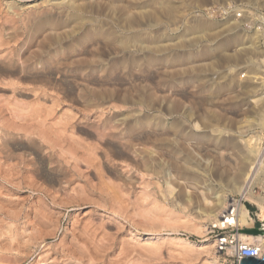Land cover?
Returning a JSON list of instances; mask_svg holds the SVG:
<instances>
[{"label":"rangeland","instance_id":"obj_1","mask_svg":"<svg viewBox=\"0 0 264 264\" xmlns=\"http://www.w3.org/2000/svg\"><path fill=\"white\" fill-rule=\"evenodd\" d=\"M233 5L238 11L250 8L253 15L236 17L227 11ZM97 38L106 39L102 47L94 46ZM263 58L264 0H0V149L11 142V150H0V264H92L103 244H110L103 253L105 264H206L209 255L199 245L214 237L195 233L189 224L198 221L211 228L210 221L200 222L196 215L219 192L242 201L254 213V226L262 227L256 214L259 203L264 204V127L258 124L264 102ZM124 114L141 119L133 124L114 119ZM67 119L76 130L66 126ZM29 123L37 134L32 135V126L28 131ZM147 129L153 133L147 136ZM251 136L260 140L250 143L257 151L238 182L242 191L231 189L227 177L248 150L241 140ZM12 144H23L20 154L12 153ZM41 161L49 163L47 169ZM196 184L204 193L193 192ZM155 234L182 237L195 246L190 253L170 240H147ZM214 248L210 253L220 263L238 264Z\"/></svg>","mask_w":264,"mask_h":264},{"label":"bare ground","instance_id":"obj_2","mask_svg":"<svg viewBox=\"0 0 264 264\" xmlns=\"http://www.w3.org/2000/svg\"><path fill=\"white\" fill-rule=\"evenodd\" d=\"M80 1V0H79ZM93 2V1H92ZM41 3V2H40ZM39 4V3H38ZM78 4H79V2H78ZM86 4V3H85ZM81 5V4H80ZM116 6V5H115ZM91 9V8H90ZM109 10V9H108ZM40 12V11H39ZM44 12V11H43ZM115 12V11H114ZM139 12V11H138ZM143 12V11H142ZM39 16V15H38ZM42 16V15H41ZM174 16V15H173ZM36 17V16H35ZM45 17H46V15H45ZM44 17V18H45ZM24 18V17H23ZM37 18V17H36ZM48 18V17H47ZM35 19V18H34ZM60 20V19H59ZM176 21V20H175ZM28 22V21H27ZM33 22V21H32ZM29 23V22H28ZM73 23V22H72ZM80 23V22H79ZM30 24H31V22H30ZM35 24V23H34ZM107 25V24H106ZM60 27V26H59ZM220 28V27H219ZM218 29V28H217ZM221 30H223L222 28H220ZM45 30V29H44ZM54 30V29H53ZM231 30H232V28H231ZM71 31V30H70ZM211 31H213V30H211ZM219 31V30H218ZM217 31V32H218ZM224 31V30H223ZM227 31H229V30H227L226 29V32ZM47 32V31H46ZM52 32V31H51ZM50 32V33H51ZM222 32V31H221ZM220 32V33H221ZM11 33V32H10ZM87 33V32H86ZM215 33V32H214ZM213 33V34H214ZM48 34V33H47ZM52 34H53V32H52ZM60 34V33H59ZM67 34V33H66ZM72 34V33H71ZM2 35V34H1ZM7 35V33L5 34V36ZM45 35V34H44ZM114 35V34H113ZM215 35V34H214ZM223 35H224V33H223ZM10 36H11V34H10ZM34 36H36V34L34 35ZM47 37H51V35H46ZM55 36H56V34H55ZM63 36V35H62ZM61 36V37H62ZM221 36V35H220ZM7 37V36H6ZM12 37V36H11ZM41 37V36H40ZM54 37V36H53ZM222 37V36H221ZM8 38V37H7ZM14 38V37H13ZM35 38H37V37H35ZM63 38H65V37H63ZM5 39V38H4ZM11 39V38H10ZM60 39V38H59ZM68 39V38H67ZM7 40V39H6ZM5 40V41H6ZM39 40V39H38ZM37 39H36V41H38ZM106 40V39H105ZM105 40H103L102 38H97L96 39V43H94V46H96V44L97 45H99V46H101L102 47V44L101 43H104V41ZM46 41V40H45ZM53 41H55L54 39H53ZM41 42V41H40ZM44 42V41H43ZM3 43V42H2ZM8 43H9V41H8ZM8 43H6V44H8ZM36 43V42H35ZM37 43H39V41L37 42ZM42 43V42H41ZM74 44V43H73ZM101 44V45H100ZM118 44V43H117ZM122 44V43H121ZM134 44V43H133ZM161 44V43H160ZM37 45V44H36ZM51 45V44H50ZM91 45V44H90ZM93 45V44H92ZM105 46H106V44H104ZM125 45V44H124ZM33 46V45H32ZM76 46H77V44H76ZM87 46V45H86ZM98 46V47H99ZM113 46V45H112ZM36 47H38V46H36ZM35 47V48H36ZM51 47V46H50ZM81 47V46H80ZM97 47V46H96ZM96 47H94V49H97ZM104 47V46H103ZM107 47V46H106ZM110 47V46H109ZM122 47V46H121ZM121 47L119 48V50L121 49ZM32 49V48H31ZM31 49H29L30 51H31ZM34 49V48H33ZM37 49V48H36ZM38 49H40V48H38ZM37 49V50H38ZM48 49V48H47ZM46 49V50H47ZM78 49V48H77ZM80 49H82V47L80 48ZM85 49V48H84ZM28 50V51H29ZM223 50V49H222ZM29 51V52H30ZM40 51V50H39ZM42 51V50H41ZM82 51V50H81ZM151 51V50H150ZM45 52V51H44ZM43 52V54H45ZM73 52V51H72ZM83 52H84V50H83ZM88 52H89V50H88ZM26 53V52H25ZM31 55H33L34 54V51L32 52L31 51ZM36 53V52H35ZM39 53V52H38ZM82 53V52H81ZM80 53V54H81ZM162 53V52H161ZM29 54V53H28ZM40 55H43V54H41V53H39ZM89 54V53H88ZM113 54V53H112ZM15 55V54H14ZM19 54H17V56H18ZM49 55V54H48ZM79 55V54H78ZM5 56V55H4ZM3 56V57H4ZM7 56H8V54H7ZM11 56V55H10ZM28 56V55H27ZM26 56V57H27ZM34 56H36V55H34ZM58 56V55H57ZM75 56H77V55H75ZM82 56V55H81ZM80 56V57H81ZM84 56H85V54H84ZM92 56V55H91ZM95 56V55H94ZM19 57H20V55L18 56V57H15V59H17L18 58V60H19ZM39 57V56H38ZM61 57V56H60ZM70 57H71V55H70ZM78 57V56H77ZM122 57V56H121ZM5 58V57H4ZM34 58H36V57H34ZM43 58V57H42ZM54 58V57H53ZM58 58V57H57ZM68 58V57H67ZM81 58H83L82 60H85L84 59V57H81ZM87 58V57H86ZM90 58V57H89ZM89 58H87V60L86 61H88L89 60ZM92 59H93V56L91 57ZM128 58V57H127ZM11 59H12V57H11ZM21 60H22V58H20ZM25 59H29L28 57L27 58H25ZM75 59H77V58H74V60ZM79 59V58H78ZM95 59H97L96 57H95ZM94 59V60H95ZM10 60V59H9ZM24 60V59H23ZM66 60H70V58L69 59H66ZM82 60H81V62H82ZM99 60V59H98ZM263 62H264V58L263 59H261ZM261 60H259V61H261ZM3 61V60H2ZM7 61H8V59L6 60V63H7ZM14 61V60H13ZM13 61H11V62H13ZM29 61V60H28ZM32 61H33V59H32ZM32 61H29V62H32ZM71 61V60H70ZM73 61V60H72ZM70 62L69 64H71V65H74L73 63L74 62ZM18 62V61H17ZM36 62V61H35ZM50 62V61H49ZM56 62V61H55ZM61 62H62V60H61ZM64 62V61H63ZM263 62H261V63H263ZM16 63V62H15ZM21 63V62H20ZM23 63V62H22ZM25 63V62H24ZM41 63V62H40ZM45 63V62H44ZM50 63H52V62H50ZM67 63V62H66ZM76 63V62H75ZM88 63V62H87ZM12 64V63H11ZM27 64V63H26ZM46 64V63H45ZM55 64V63H54ZM78 64H80V63H78ZM98 64V63H97ZM245 64V63H244ZM9 65H10V63H9ZM20 65V64H19ZM18 65V66H19ZM37 65V64H36ZM38 65H40L39 64V61H38ZM61 65V64H60ZM71 65L69 66V67H71ZM82 65H84V64H82ZM92 65V64H91ZM1 66H2V64H1ZM21 66V65H20ZM34 66V65H33ZM41 66V65H40ZM64 66H67V65H64ZM75 66V65H74ZM3 67H5V65L3 66ZM8 67V66H7ZM11 67V66H10ZM16 66L14 65V68H15ZM58 67V66H57ZM56 67V68H57ZM73 67V66H72ZM9 68V67H8ZM17 69H18V67H16ZM20 68V67H19ZM61 68V67H60ZM100 68V67H99ZM0 69H2V68H0ZM39 69V68H38ZM52 69V68H51ZM121 69V68H120ZM20 70V69H19ZM19 70H16V71H19ZM22 70V69H21ZM56 70V69H55ZM13 71H14V69H13ZM38 71V70H37ZM37 71H34V72H36L37 73ZM41 71V70H40ZM51 71H53V70H51ZM50 71V72H51ZM66 71V70H65ZM86 71V70H85ZM33 72V71H32ZM31 72V73H32ZM55 72V71H54ZM118 72V71H117ZM23 73V72H22ZM28 73V72H27ZM45 73V72H44ZM58 73V72H57ZM102 73V72H101ZM25 74V73H24ZM33 74V73H32ZM38 74V73H37ZM79 74V73H78ZM96 74V73H95ZM98 74V73H97ZM252 74V73H251ZM2 75H3V73H2ZM5 75V74H4ZM11 75H12V73H11ZM16 75V74H15ZM18 75H19V73H18ZM28 75V74H27ZM82 75V74H81ZM117 75V74H116ZM19 76H21V75H19ZM30 76H32V75H30ZM47 76V75H46ZM50 76V75H49ZM48 76V77H49ZM79 76H80V74H79ZM94 76V75H93ZM26 76H24L23 78H25ZM32 77H34V76H32ZM47 77V78H48ZM76 77V76H75ZM27 78V77H26ZM29 78V77H28ZM35 78H36V76H35ZM34 78V79H35ZM38 78V77H37ZM43 78V77H42ZM78 78V77H77ZM83 78V77H82ZM101 77H99V79H100ZM19 79V78H18ZM21 79V78H20ZM34 79H32L31 78V80H34ZM44 79V78H43ZM84 79V78H83ZM95 79V78H94ZM45 80V79H44ZM68 80V79H67ZM91 80V79H90ZM102 80V79H101ZM104 81V80H103ZM5 82V81H4ZM86 82V81H85ZM17 83V82H16ZM18 83H19V81H18ZM93 83V82H92ZM262 83H264V80L262 79L261 80V84H260V87H261V85H262V88H260L261 90H262V92L261 93H264V84H262ZM14 84H15V82H14ZM39 84V83H38ZM99 84V83H98ZM16 85V84H15ZM87 85V84H86ZM19 87H20V85H18ZM19 87H17V88H19ZM24 87V86H23ZM97 87V86H96ZM21 88V87H20ZM37 88V87H36ZM95 89V88H94ZM99 89H100V87H99ZM14 90H16L15 88H14ZM17 91H18V89H17ZM37 91V90H36ZM81 92V91H80ZM15 93H16V91H15ZM75 93H77V92H75ZM104 93V92H103ZM81 94V93H80ZM79 96V95H78ZM77 96V97H78ZM47 98V97H46ZM79 98V97H78ZM262 98L264 99V95H262ZM50 100V99H49ZM79 100H81L80 98H79ZM56 101V100H55ZM25 102V101H24ZM81 102H82V100H81ZM21 103V102H20ZM36 103V102H35ZM22 104V103H21ZM34 104V103H33ZM10 105V104H9ZM14 106V105H13ZM34 106V105H33ZM36 106V105H35ZM261 106V105H260ZM28 107H30V106H27L26 107V109H29ZM20 108V107H19ZM25 109V108H24ZM26 109H25V111H26ZM41 109V108H40ZM43 109V108H42ZM48 109V108H47ZM13 110V109H12ZM45 110V109H44ZM9 111V110H8ZM20 111H21V109H20ZM29 111V110H28ZM27 111V112H28ZM35 111V110H34ZM68 111V110H67ZM22 112V111H21ZM30 112V111H29ZM39 112V111H38ZM43 113V112H42ZM22 114H23V112H22ZM26 114V113H25ZM25 114H23V115H25ZM91 114V113H90ZM62 115V114H61ZM64 115V114H63ZM15 116V115H14ZM21 116V115H20ZM20 116H18V117H20ZM72 116V115H71ZM74 116V115H73ZM38 117V116H37ZM39 117H40V115H39ZM60 117V116H59ZM104 117V116H103ZM32 118V117H31ZM62 118V117H61ZM70 118V117H69ZM68 118V119H69ZM87 118V117H86ZM110 118V117H109ZM114 118V117H113ZM259 118V117H258ZM19 119H21V117L19 118ZM49 119V118H48ZM47 119V120H48ZM66 120L65 121V123H66V126L68 125V127H70L69 126V124H70V121L69 120ZM76 119V118H75ZM81 119V118H80ZM116 121L118 120V121H121V122H123V123H125V122H128V121H130L131 123L132 122H139L140 121V116L139 115H135V114H133V116H130V117H128V116H125V114H124V116L122 115L121 117H119L118 119L117 118H114ZM114 119H111V120H113L114 121ZM39 120V119H38ZM46 120V121H47ZM62 120V119H61ZM101 121V120H100ZM105 121V120H104ZM145 121V120H144ZM147 121V120H146ZM145 121V122H146ZM29 122V121H28ZM73 122V121H72ZM148 122V121H147ZM101 123V122H100ZM103 123H105V122H103ZM116 123V122H115ZM149 123V122H148ZM15 124H16V122H15ZM30 124V123H29ZM28 124V125H29ZM38 124V123H37ZM47 124V123H46ZM53 124V123H52ZM60 124V123H59ZM64 123L62 122L61 123V125H63ZM75 124V123H74ZM74 124H71V125H74ZM111 124V123H110ZM113 124H114V122H113ZM113 124H111V126L113 127L114 125ZM133 124V123H132ZM258 124L263 128L264 127V102H263V106H262V114H261V118H260V121L258 122ZM24 125H26V124H24ZM28 125L27 126H25V127H22V129L23 128H26V127H28ZM34 125V127H35V124H33ZM42 125V124H41ZM106 124H104V126H105ZM120 125V124H119ZM118 125V126H119ZM123 125V124H122ZM204 125H206V124H204ZM23 126V125H22ZM32 125L30 124V126L27 128V129H29L28 131L29 132H32L31 130H30V127H31ZM77 126V125H76ZM76 126H74V127H76ZM108 126H109V124H108ZM108 126H105V128L106 129H108L107 127ZM121 126V125H120ZM21 127V126H20ZM19 127V124H18V128H20ZM39 127V126H38ZM73 127V126H72ZM72 127H70L71 128V130H72ZM73 127V128H74ZM82 127V126H81ZM91 127V126H90ZM99 127H100V125H99ZM114 127H116V126H114ZM9 128V127H8ZM36 128H37V126H36ZM61 128V127H60ZM64 128V130H66L65 129V127H63ZM89 128V127H88ZM118 128V127H117ZM117 128H116V130H117ZM145 128V127H144ZM148 128V127H147ZM5 129V128H4ZM27 129H26V131H27ZM38 129V128H37ZM75 129V128H74ZM99 129V128H98ZM1 130V129H0ZM8 130V129H7ZM7 130H4V131H7ZM20 130H21V128H20ZM32 130H33V126H32ZM43 130V129H42ZM69 130V129H68ZM76 130V129H75ZM102 130V129H101ZM100 130V131H101ZM114 130V129H113ZM138 130V129H137ZM142 131H143V129H141ZM22 131V130H21ZM27 131V132H28ZM34 132L32 133V135H34V133H36L37 134V132L35 131V130H33ZM41 131V130H40ZM45 131V130H44ZM44 131H42V132H40V134L41 133H44ZM53 131V130H52ZM67 131V130H66ZM74 131V130H73ZM108 131V130H107ZM120 131V130H119ZM124 131V130H123ZM139 131V130H138ZM153 131V130H152ZM151 131V132H152ZM155 131H157V130H155ZM1 132V131H0ZM24 132H25V130H24ZM27 132H25V133H27ZM67 132H69V131H67ZM103 132V131H102ZM110 132V131H109ZM112 132V131H111ZM116 132V131H115ZM150 132V130L149 129H147L146 130V132L144 133V134H146L147 136L149 135V133H151ZM158 132V131H157ZM163 132V131H162ZM46 133V132H45ZM49 133V132H48ZM69 133H71V132H69ZM74 133H75V131H74ZM91 133V132H90ZM99 133V132H98ZM101 133V132H100ZM104 133H106V132H104ZM103 133V134H104ZM153 133V132H152ZM155 134H156V132H154ZM159 133H160V131H159ZM172 133V132H171ZM5 134V133H4ZM12 133L10 132V135H11ZM47 134V133H46ZM46 134H44V135H46ZM72 134V133H71ZM142 134H143V132H142ZM162 134V133H161ZM163 134H164V132H163ZM166 134H168V133H166ZM174 134V133H173ZM183 134V133H182ZM7 135H9V134H7ZM9 135V136H10ZM27 136L29 135L30 136V134H26ZM31 135V136H32ZM68 135V134H67ZM120 135H121V133H120ZM136 135H138L137 133H136ZM153 134H151V136H152ZM159 135V134H158ZM6 136V135H5ZM13 136H14V134H13ZM13 136H12V140H13ZM30 136V137H31ZM39 136V135H38ZM46 136H49V135H46ZM52 136V135H51ZM50 136V137H51ZM69 136V135H68ZM102 136V135H101ZM104 136V138H105V135H103ZM131 136H132V134H131ZM130 136V137H131ZM139 136V135H138ZM144 136V135H143ZM154 136V135H153ZM160 136V135H159ZM163 136V135H162ZM172 136V135H171ZM178 136V135H177ZM183 136H184V134H183ZM253 136V135H252ZM251 136V138L250 139H245L244 141H242L241 140V143H243L242 145H244V146H246L247 147V152H246V154L245 155H243L242 156V159H241V161H240V163L238 164V166H236V168H235V170L227 177V184H228V186H230L231 187V189H234V188H237V189H239V190H241L242 191V188H243V186L242 187H240V186H238V182H240V180L242 179V177H243V175L245 174V170H246V167H247V163H248V160H249V158H250V156L252 155V154H254V153H256L255 151H257L256 150V148L251 144V146H253V148L250 146V143L254 140V141H258V140H260V137L259 138H255L254 139V137H252ZM8 137V136H7ZM11 137V136H10ZM17 137H18V135H17ZM17 137H15V138H17ZM33 137V136H32ZM50 137H47V138H50ZM53 138H54V136H52ZM135 137V136H134ZM167 138H168V136H166ZM1 138V137H0ZM3 138V137H2ZM1 138V139H2ZM46 138V137H45ZM56 138H58V137H56ZM120 138H122V137H120ZM127 138V137H126ZM144 138V137H143ZM142 138V139H143ZM156 138V137H155ZM155 138H153V140L155 139ZM159 138H161V137H159ZM171 138V137H170ZM180 138H182V137H180ZM4 139V138H3ZM2 139V140H3ZM19 139V138H18ZM30 139V138H29ZM29 139H28V141H29ZM31 139H33V138H31ZM40 139V138H39ZM52 138H50V140H51ZM55 139V138H54ZM53 139V140H54ZM62 139V138H61ZM64 139V138H63ZM71 139V138H70ZM100 139V138H99ZM102 139V138H101ZM131 139V138H130ZM132 139H133V136H132ZM139 139V138H138ZM145 139V138H144ZM144 139H143V141H144ZM158 139V138H157ZM174 139V138H173ZM176 139H178V137L177 138H175L174 140H176ZM183 139V138H182ZM244 139V138H243ZM6 140V139H5ZM34 140V139H33ZM32 140V141H33ZM49 140V139H48ZM79 140H81V138H79ZM122 140V139H121ZM145 140H147V139H145ZM156 140V139H155ZM162 141H164L163 139H161ZM166 140H168V139H166ZM16 141V140H15ZM20 141H22V140H20ZM19 141V142H20ZM31 141V140H30ZM31 141V142H32ZM35 141L36 140H34V142H33V144L35 143ZM41 141V140H40ZM45 141H46V139H45ZM44 140H43V142H45ZM56 141V140H55ZM113 141V140H112ZM136 141H138V140H136ZM135 141V143H137ZM170 141V140H169ZM186 141V140H185ZM10 142V141H9ZM30 142V143H31ZM36 142H38V141H36ZM42 142V141H41ZM42 142V143H43ZM49 142V141H48ZM66 142V141H65ZM69 142V141H68ZM126 142H130V141H126ZM125 142V143H126ZM142 142V141H141ZM148 142H150V141H148ZM153 142V141H152ZM11 143V142H10ZM9 143V144H10ZM15 143V142H14ZM40 143V142H39ZM60 143V141L58 142V144ZM89 143V142H88ZM134 143V144H135ZM140 143V142H139ZM143 143V142H142ZM7 142H4V146L8 149L9 147H8V145H9ZM53 144H54V142H53ZM57 143H56V145H58ZM78 144H79V142H78ZM87 144V143H86ZM114 144V143H113ZM130 144H131V142H130ZM147 144V143H146ZM23 145V144H22ZM22 145H21V147H20V145L19 144H17V145H13L12 144V148H13V151H12V153L13 154H20L19 152V150H21L22 149ZM52 145V144H51ZM60 145V144H59ZM58 145V146H59ZM61 145H63L62 143H61ZM60 145V146H61ZM68 145V144H67ZM90 145H92V143L90 144ZM140 145V144H139ZM149 145V144H148ZM147 145V146H148ZM151 145V144H150ZM0 146H1V144H0ZM2 146H3V144H2ZM3 146V147H4ZM41 146H42V144H41ZM64 146V145H63ZM69 146V148H71L70 147V145H68ZM67 146V147H68ZM72 146V145H71ZM81 146V145H80ZM93 146H95V145H93ZM93 146H91V147H93ZM132 146V145H131ZM140 146H142V144L140 145ZM140 146H139V150H140ZM143 146H144V143H143ZM4 147V148H5ZM26 147V146H25ZM32 147H34V146H32ZM38 147V146H37ZM48 147V146H47ZM96 147V146H95ZM116 147V146H115ZM148 147H150V146H148ZM152 147V146H151ZM213 147V146H212ZM1 148V147H0ZM4 148H2V149H4ZM35 148V147H34ZM50 148H51V146H50ZM53 148H55L54 146H53ZM63 148V147H62ZM66 148V147H65ZM78 148V147H77ZM146 148V147H145ZM2 149H0L1 151H2ZM29 149V148H28ZM32 149V148H31ZM36 149V151H37V148H35ZM47 149V148H46ZM72 149V148H71ZM70 149V150H71ZM83 149V148H82ZM95 149V148H94ZM93 149V150H94ZM133 149V148H132ZM154 149V148H153ZM209 149V148H208ZM9 150H11V149H8V151ZM57 150V149H56ZM55 150V151H56ZM74 149H72L71 151H73ZM91 150V149H90ZM93 150H91L92 152L91 153H93ZM142 151H143V149H141ZM145 150V149H144ZM150 150H152V149H150ZM207 150V149H206ZM210 150V149H209ZM7 151V150H6ZM22 151V150H21ZM35 151V150H34ZM34 151H33V153H34ZM51 151V150H50ZM69 151V150H68ZM75 151H76V149H75ZM148 151V150H147ZM154 151V150H153ZM215 151V150H214ZM27 152H28V150L26 151V154H27ZM45 152V151H44ZM54 152V151H53ZM58 152V151H57ZM63 152V151H62ZM74 152V151H73ZM83 152V151H82ZM151 152V151H150ZM154 152H156V151H154ZM2 153V152H1ZM7 153V152H6ZM31 153V152H30ZM29 153V154H30ZM43 153V152H42ZM51 153V152H50ZM49 153V154H50ZM75 153V152H74ZM77 153V152H76ZM85 153V152H84ZM144 153H146V152H144ZM148 153V152H147ZM165 153H167V152H165ZM214 153H216V152H214ZM8 154V153H7ZM6 154V155H7ZM23 153H21V155H22ZM35 154V153H34ZM41 154V153H40ZM45 154V153H44ZM53 154H55V153H53ZM56 154H58V153H56ZM117 154V153H116ZM119 154V153H118ZM3 155V154H2ZM24 155V154H23ZM38 155V154H37ZM43 155V154H42ZM59 155L60 156H58V157H61V154L59 153ZM80 155H81V152H80ZM198 155V154H197ZM17 156V155H16ZM15 155H14V157H16ZM30 156H32L31 154H30ZM30 156H28V157H30ZM76 156V155H75ZM82 156V155H81ZM153 156V155H152ZM156 156V155H155ZM155 156H153V157H155ZM195 156V155H194ZM18 157V156H17ZM16 157V158H17ZM20 157V156H19ZM22 157V156H21ZM20 157V158H21ZM24 157V156H23ZM26 157V156H25ZM25 157L24 158H21V159H25ZM65 157V156H64ZM84 157V159H85V156H83ZM82 157V158H83ZM197 157V156H196ZM37 158V157H36ZM42 158V157H41ZM69 158V157H68ZM79 158V157H78ZM135 158H136V156H135ZM161 158V157H160ZM195 158V157H194ZM12 159V158H11ZM18 159V158H17ZM28 159H30V158H26V160H28ZM33 159H34V157H33ZM37 159H39V158H37ZM43 159V158H42ZM44 159H45V157H44ZM48 159V158H47ZM50 159V158H49ZM48 159V160H49ZM139 159H141V157L139 158ZM138 159V160H139ZM174 159V158H173ZM198 159V158H197ZM1 160V159H0ZM60 160H61V158H60ZM93 160V159H92ZM155 160V159H154ZM159 160V159H158ZM157 160V161H158ZM161 160V159H160ZM196 160V159H195ZM4 161V160H3ZM22 161V160H21ZM20 161V162H21ZM38 162H39V160H37ZM55 161V160H54ZM58 161V160H57ZM67 160L65 159V162H66ZM141 161V160H140ZM156 161V160H155ZM201 161V160H200ZM11 162H12V160H11ZM17 162V161H16ZM19 162V161H18ZM17 162V164L18 165H20V163H18ZM30 162V161H29ZM38 162H36V163H38ZM42 162V165H43V169L45 170V169H47L46 168V166L49 164H47V165H45V163L43 162V161H41ZM61 162V161H60ZM64 162V163H65ZM75 162V161H74ZM147 162H148V160H147ZM6 163V162H5ZM24 162H22V164H23ZM27 163V162H26ZM33 163H34V161H33ZM32 163V164H33ZM50 163H52V162H50ZM55 163V162H54ZM69 163V162H68ZM67 163V164H68ZM102 163V162H101ZM137 163H138V161H137ZM140 163H142V162H140ZM2 164H3V162H2ZM25 164V163H24ZM23 164V166H25ZM39 164V163H38ZM53 164V163H52ZM61 164V163H60ZM67 164H63V166H67ZM91 164V163H90ZM147 164V163H146ZM184 164H185V162H184ZM16 165V164H15ZM13 166V167H15L14 169H16L17 168V166ZM34 165H35V163H34ZM40 165V164H39ZM71 165H73L74 166V164H72L71 163ZM155 165V164H154ZM186 165V164H185ZM22 166V165H21ZM22 166V167H23ZM26 166H29V165H26ZM60 166V165H59ZM140 166H142V165H140ZM151 166V163H150V165H149V167ZM187 166H188V163H187ZM5 167V166H4ZM7 167V166H6ZM8 167H10L9 165H8ZM12 166H11V168H13ZM34 167V166H33ZM148 167V166H147ZM146 167V168H147ZM171 167V166H170ZM193 167V166H192ZM11 168H9V169H11ZM19 168V167H18ZM26 168V167H25ZM56 168V167H55ZM62 168V167H61ZM72 168V167H71ZM73 168H75V167H73ZM77 168V167H76ZM75 168V169H76ZM189 168V167H188ZM194 168V167H193ZM24 169V168H23ZM28 169V168H27ZM36 169H38V168H36ZM74 169V170H75ZM139 169V168H138ZM144 169H145V167H144ZM143 169V170H144ZM148 169L149 168H147V170H145V171H147L148 172ZM192 169V168H191ZM12 170V169H11ZM18 170V169H17ZM22 170V169H21ZM40 170V169H39ZM57 170H58V168H57ZM67 170V169H66ZM65 170V171H66ZM72 170V169H71ZM140 170H142V169H140ZM193 170V169H192ZM20 171V170H19ZM22 171H24V170H22ZM35 171V170H34ZM42 171V170H41ZM48 171V170H47ZM64 171V170H63ZM62 171V172H63ZM150 171V170H149ZM21 172V171H20ZM19 172V173H20ZM30 172V171H29ZM75 172H76V170H75ZM74 172V173H75ZM80 172V171H79ZM137 172V171H136ZM146 172V173H147ZM169 172V171H168ZM193 172V171H192ZM195 172V171H194ZM1 174H4V173H2V171L0 172ZM25 173V172H24ZM32 173H34V172H32ZM40 173V172H39ZM46 173V172H45ZM55 173V172H54ZM64 173V172H63ZM62 173V174H63ZM66 173H67V171H66ZM70 173V172H69ZM115 173V172H114ZM121 173V172H120ZM140 173V172H139ZM143 173V172H142ZM12 174V173H11ZM20 174H22V173H20ZM19 174V175H20ZM61 174V173H60ZM78 174V173H77ZM97 174V173H96ZM151 174V173H150ZM17 175V174H16ZM45 175V174H44ZM43 175V176H44ZM58 175H59V173H58ZM71 175H73L72 173H71ZM1 176V175H0ZM4 176H6V175H4ZM9 176V175H8ZM7 176V177H8ZM13 176H15V175H13ZM22 176V175H21ZM46 176V175H45ZM64 176H65V174H64ZM74 176V175H73ZM72 176V177H73ZM79 176V175H78ZM77 176V177H78ZM148 176H150L149 175V173H148ZM148 176H146V177H148ZM152 176V175H151ZM12 177V176H11ZM42 177V176H41ZM59 177H60V175H59ZM69 177V176H68ZM71 177V176H70ZM69 177V178H70ZM77 177H75V178H77ZM143 176H141V178H142ZM49 179V178H48ZM53 179H57V176H53ZM52 179V180H53ZM64 179V178H63ZM71 179V178H70ZM148 179V178H147ZM147 179H144V180H147ZM58 180V179H57ZM67 180V179H66ZM62 181V180H61ZM69 182H70V180H68ZM150 181V180H149ZM156 181L157 180H155V183H156ZM182 181V180H181ZM48 182V181H47ZM57 182H59V181H57ZM66 182V181H65ZM102 182V181H101ZM144 182V181H143ZM142 182V183H143ZM31 183L33 184V182H30V185H31ZM61 183V182H60ZM70 183H72V182H70ZM115 183V182H114ZM124 183V182H123ZM141 183V182H140ZM139 183V184H140ZM150 183V182H149ZM149 183H147V184H149ZM35 184V183H34ZM54 184V183H53ZM62 184V183H61ZM102 184H103V182H102ZM138 184V183H137ZM159 184V183H158ZM184 184V183H183ZM188 184V183H187ZM36 185V184H35ZM76 185V184H75ZM144 185V184H143ZM142 185V186H143ZM150 185V184H149ZM154 185V184H153ZM34 186V185H33ZM53 186V185H52ZM51 186V187H52ZM186 186V185H185ZM90 187V186H89ZM146 187V185H144L143 186V188H145ZM192 187V186H191ZM53 188V187H52ZM119 188H120V186H119ZM193 189H194V191L193 192H198V194L200 195V193L199 192H203L204 193V190H203V188L204 187H202L201 185H199V184H196V186H194V187H192ZM95 189V188H94ZM100 189V188H99ZM114 190V189H113ZM113 190H112V193H113ZM122 190H124V189H122ZM125 190H126V188H125ZM124 190V191H125ZM145 190V189H144ZM147 190V189H146ZM149 190V189H148ZM191 190V189H190ZM106 191V190H105ZM124 191H122V192H124ZM142 191V190H141ZM150 191V190H149ZM148 191V193H150ZM94 192V191H93ZM111 192V191H110ZM143 192V191H142ZM142 192H140V194L142 193ZM145 192V191H144ZM143 192V193H144ZM79 193V192H78ZM82 193V192H81ZM97 193V192H96ZM138 193H139V191H138ZM146 193H147V191H146ZM169 193V192H168ZM173 193V192H172ZM109 190H108V196H109ZM121 194V193H120ZM119 194V195H120ZM128 195H130L129 193H127ZM126 194V195H127ZM151 195H152V193H150ZM242 194L243 195H245V194H247V193H245V192H242ZM139 195V194H138ZM137 195V196H138ZM145 195V194H144ZM164 195V194H163ZM111 196V195H110ZM139 196H141V195H139ZM149 195H147V197H148ZM172 196V195H171ZM246 196V195H245ZM99 197V196H98ZM116 197V196H115ZM118 197V196H117ZM122 197V196H121ZM125 197V196H124ZM129 197V196H128ZM136 197V196H135ZM142 197V196H141ZM149 197H151V196H149ZM148 197V198H149ZM198 197V196H197ZM202 197V196H201ZM248 197V196H247ZM110 198V197H109ZM126 198V197H125ZM139 198V197H138ZM152 198H154V197H152ZM152 198L150 199L151 201H152ZM174 198V197H173ZM257 198V197H256ZM141 199H143V198H141ZM144 199H146L147 201V203H148V200L149 199H147L146 197L144 198ZM143 199V201H145ZM248 199V198H247ZM127 200V199H126ZM140 199H138V201H139ZM202 200V199H201ZM205 200H206V197H205ZM252 200H254L253 198H252ZM259 200H260V198H259ZM261 200H262V198H261ZM113 201H116V200H113ZM130 201V200H129ZM176 201V200H175ZM153 202H156V198L152 201V203ZM263 202V201H262ZM108 203H110V201L108 202ZM115 203V202H114ZM119 203V202H118ZM127 203H129V202H127ZM140 202H137V204H139ZM142 203H144V202H141V205H142ZM146 203V204H147ZM107 204V203H106ZM106 204H104V205H106ZM111 204V203H110ZM123 204V203H122ZM149 204H151L150 202H149ZM154 204V203H153ZM152 204V205H153ZM158 204V202H156L155 203V205H157ZM116 205L117 206H121V203L118 205V204H115V207H116ZM130 205V204H129ZM135 204H133V206H134ZM144 205V204H143ZM142 205V208L144 207ZM154 205V206H155ZM113 206H114V204H113ZM127 206H128V204H127ZM136 206V205H135ZM151 206V205H150ZM205 207L204 208H202L201 210H198L197 211V217L199 218V220H200V222H203V221H205V220H208V221H210V223L211 224H219V225H226V222H224V215H223V213L225 212V210L226 209H228V211L233 207V211H234V214H235V216H232V215H227V214H225V216H227L228 217V220L230 221V222H233L234 224H235V226H237L238 228L236 229H234V231H235V233H236V235H237V237H239V239H241V240H243V241H245V242H247V243H259L261 246H262V253H264V234H250V233H247V232H245V231H243L244 229H246V228H252V227H254V218L252 217V215L250 214V210H249V208L242 202V201H240V200H237V199H235L234 197H232L230 194H227L226 192H219V193H217L215 196H213L210 200H207V202H206V205H204ZM259 213H258V215H259V217H260V220L263 222V229H264V204L263 203H259ZM122 207V206H121ZM149 207V206H148ZM148 207H146L145 206V208L144 209H148V212H149V208ZM152 207V206H151ZM157 207V206H156ZM156 207L154 208V210L156 211ZM181 207V206H180ZM110 208V207H109ZM137 208H138V206H137ZM141 208V207H140ZM141 208V209H142ZM153 208V207H152ZM160 208V207H159ZM112 209H114V207L112 208ZM123 209V208H122ZM144 209H143V212H144ZM146 209V210H147ZM116 209H114V211H115ZM153 210V209H152ZM117 212H119L118 210H116ZM123 211V210H122ZM137 211V210H136ZM154 211V213H156ZM150 212H153V211H150ZM117 214V213H116ZM131 214H134V213H131ZM152 214V213H151ZM157 214V213H156ZM137 215V214H136ZM159 215V214H158ZM119 216V215H118ZM141 216V215H140ZM145 216V215H144ZM143 218V217H142ZM145 218V217H144ZM155 218V217H154ZM159 218H160V216H159ZM171 219V218H170ZM166 220V219H165ZM181 220V219H180ZM97 221V220H96ZM148 221V220H147ZM156 221V220H155ZM86 222V221H85ZM186 222V221H185ZM198 221H196V222H190V223H192V224H189L190 225V229L192 230V231H194L195 233H198V234H201V235H203V234H205L206 232H209V229H210V227H207L205 224H200V223H197ZM134 223V222H133ZM159 223V222H158ZM181 223H183V222H181ZM180 223V224H181ZM184 224V223H183ZM87 227V226H86ZM166 227V226H165ZM186 227V226H185ZM89 228V227H88ZM154 228V227H153ZM161 228H162V226H161ZM188 228H189V226H188ZM3 230V229H2ZM96 231V230H95ZM89 232V231H88ZM151 232V231H150ZM77 233V232H76ZM133 233V232H132ZM154 233V232H153ZM157 233V232H156ZM98 234V233H97ZM96 234V235H97ZM89 235V234H88ZM92 236V235H91ZM140 236V235H139ZM78 237V236H77ZM98 237V236H97ZM97 237H95V238H97ZM136 237H138V235L136 236ZM105 238V237H104ZM135 238V237H134ZM157 238H161V239H163V240H170L171 242H175V243H177L178 245H180L182 248H184L185 249V251H190V253H191V251L193 250V247L195 246V243L194 242H192V241H190V240H188V239H185V238H182V237H171V236H168V237H162V236H157L156 234H155V236H153V235H149V237L147 238V240H152V242H153V239H157ZM84 239V238H83ZM16 240V239H15ZM111 240V239H110ZM135 240V239H134ZM138 240H140L139 238H138ZM210 239L209 238H206V239H203L202 241H201V244L199 245V247L200 248H202L201 250H203V249H205L206 250V253H208V255H209V257H208V259H206L205 261L207 262L206 264H226V263H220V261H219V259H218V257H217V255L216 256H214V255H211L212 253H210V250L212 249V247L214 248L215 247V243H216V240L215 239H213V240H211V241H209ZM90 241V240H89ZM81 242V241H80ZM79 242V243H80ZM164 242V241H163ZM208 242V243H207ZM62 243V242H61ZM83 243V242H82ZM93 243H95V241L93 242ZM92 243V244H93ZM147 243H149V242H147ZM91 244V245H92ZM155 244V243H154ZM90 245V244H89ZM88 244H87V246H89ZM91 245H90V247H91ZM110 245V244H109ZM108 244H103V245H100L98 248H97V251L100 253V255H96V259H94V261H92V260H90L91 262H93L92 264H101V263H104V260H103V257L105 256L103 253H106L107 251H108V249L110 248V246H109ZM143 245V244H142ZM177 245V246H178ZM69 246V245H68ZM112 246V245H111ZM149 246V245H148ZM2 247V246H1ZM5 247V246H4ZM95 247V246H94ZM198 247V248H199ZM72 248L73 247H71V250H72ZM78 248V247H77ZM153 248V247H152ZM199 248V249H200ZM17 249V248H16ZM68 249V248H67ZM128 249V248H127ZM130 249H132V248H130ZM215 249V248H214ZM232 249V248H231ZM89 251H92V248H91V250H90V248L88 249ZM198 250V249H197ZM70 251V250H69ZM96 251V252H97ZM112 251V250H111ZM143 251V250H142ZM231 250L229 249V252H230ZM72 252V251H71ZM169 252V251H168ZM171 252V251H170ZM173 252V251H172ZM180 252V251H179ZM215 252H216V254L218 253L217 251H216V249H215ZM42 253V252H41ZM68 253V252H67ZM70 253V252H69ZM68 253V254H69ZM80 253V252H79ZM108 253V252H107ZM110 253V252H109ZM134 253H136V252H134ZM151 253V252H150ZM164 253V252H163ZM71 254V253H70ZM77 254V253H76ZM161 254V253H160ZM47 255V254H46ZM65 255V254H64ZM92 255V254H91ZM94 255V254H93ZM179 255V254H178ZM210 255H211V257H210ZM66 257L68 256V255H65ZM87 256H89V255H87ZM107 256V255H106ZM5 257V256H4ZM47 257V256H46ZM53 258V257H52ZM72 258V257H71ZM70 258V259H71ZM82 259H83V257H81ZM90 258H92L93 259V256H90ZM135 258V257H134ZM148 258V257H147ZM72 259H74V257L72 258ZM75 259H77V258H75ZM79 259V258H78ZM132 259V258H131ZM2 260V259H1ZM60 260V259H59ZM65 260V259H64ZM68 260V259H67ZM80 260V259H79ZM126 260V259H125ZM49 261V260H48ZM77 261V260H76ZM113 261V260H112ZM79 262V261H78ZM127 262V264H129L130 262H131V260H129V261H126ZM126 262H125V264H126ZM74 263V262H73ZM67 264V263H66ZM77 264V263H76ZM78 264H85V263H78ZM90 264V263H89ZM105 264V263H104ZM112 264H117V262L116 261H114V262H112Z\"/></svg>","mask_w":264,"mask_h":264},{"label":"built area","instance_id":"obj_3","mask_svg":"<svg viewBox=\"0 0 264 264\" xmlns=\"http://www.w3.org/2000/svg\"><path fill=\"white\" fill-rule=\"evenodd\" d=\"M227 9H228L227 10L228 12H231V14L233 12L232 15H236V17H239V18H244V17L253 15V12L250 8H244L241 11H238V8L235 5H233V6H228ZM257 197H260V196H257ZM252 203L255 204L254 202ZM255 205L257 206V204ZM257 209H259L258 206H257ZM225 214L227 215L230 214L232 216H235L233 207L229 211L228 209H226L225 212L223 213L224 222H226V225L212 224L209 230V233H211L214 239L216 240V243H215L216 251L219 254H225L229 256L230 258H233L234 261L237 262L238 264L243 258L247 256L261 258L264 254L262 253V246L259 243H247L239 239V237H237L234 231V229L235 228L237 229L238 227L235 226L233 222H230L228 220V217L225 216ZM250 214L252 215L254 213L250 211ZM256 215L258 219H260L259 215L258 214ZM262 227H263V224H262ZM227 229L231 231L227 232L226 231ZM229 249L231 250L230 252H229Z\"/></svg>","mask_w":264,"mask_h":264},{"label":"water","instance_id":"obj_4","mask_svg":"<svg viewBox=\"0 0 264 264\" xmlns=\"http://www.w3.org/2000/svg\"><path fill=\"white\" fill-rule=\"evenodd\" d=\"M243 231L250 234H264V229L259 226H254L252 228H246ZM239 264H264V254L261 258L247 256L243 258Z\"/></svg>","mask_w":264,"mask_h":264}]
</instances>
